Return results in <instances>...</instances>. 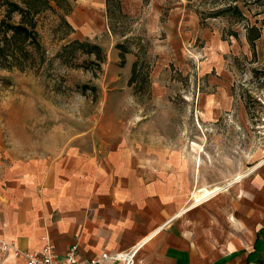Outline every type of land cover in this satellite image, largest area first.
Segmentation results:
<instances>
[{"label": "rangeland", "instance_id": "1", "mask_svg": "<svg viewBox=\"0 0 264 264\" xmlns=\"http://www.w3.org/2000/svg\"><path fill=\"white\" fill-rule=\"evenodd\" d=\"M77 1L51 0L32 40L0 0V160L176 153L189 203L205 186L264 203V0H110L90 21Z\"/></svg>", "mask_w": 264, "mask_h": 264}, {"label": "crops", "instance_id": "2", "mask_svg": "<svg viewBox=\"0 0 264 264\" xmlns=\"http://www.w3.org/2000/svg\"><path fill=\"white\" fill-rule=\"evenodd\" d=\"M104 5L78 0L74 16L90 21L85 9ZM187 166L176 153L146 158L74 146L53 157H6L0 160V238L29 251L52 243L60 255L76 245L81 260L143 242L136 264H264V203L251 190L252 197L232 200L223 190L191 205L201 187L189 203ZM238 224L246 228L243 236L218 234L219 227ZM0 264L26 263L9 253Z\"/></svg>", "mask_w": 264, "mask_h": 264}, {"label": "built area", "instance_id": "3", "mask_svg": "<svg viewBox=\"0 0 264 264\" xmlns=\"http://www.w3.org/2000/svg\"><path fill=\"white\" fill-rule=\"evenodd\" d=\"M143 242L135 244L128 250L114 253L103 251L101 255L81 260L78 247L73 245L64 255H60L52 243H47L42 249L36 251L24 250L15 241L0 238V257L5 258L9 253L17 257H24L26 264H102L110 260L121 264H136V256Z\"/></svg>", "mask_w": 264, "mask_h": 264}, {"label": "trees", "instance_id": "4", "mask_svg": "<svg viewBox=\"0 0 264 264\" xmlns=\"http://www.w3.org/2000/svg\"><path fill=\"white\" fill-rule=\"evenodd\" d=\"M7 6V12L10 14L14 11H18L21 14V20L17 24L10 25V28L16 30L17 32H23L28 34V38L33 39L32 36V28L35 26V21H33L34 15L38 12L44 11L48 7H51V0H22L21 2L12 1V0H4ZM58 3H61L62 0H55ZM107 3L110 0H106ZM109 4V3H108ZM32 27V28H31Z\"/></svg>", "mask_w": 264, "mask_h": 264}, {"label": "bare ground", "instance_id": "5", "mask_svg": "<svg viewBox=\"0 0 264 264\" xmlns=\"http://www.w3.org/2000/svg\"><path fill=\"white\" fill-rule=\"evenodd\" d=\"M242 177L239 176L237 177V179H240ZM236 180V179H235ZM233 183L232 181L229 182V185ZM226 188L223 187V186H215V187H212V188H209V187H201L199 188L196 192H195V196H194V199H195V202L192 203L191 205H195V204H198V203H201L207 199H210L212 198L213 196H215L216 194H218L219 192L225 190Z\"/></svg>", "mask_w": 264, "mask_h": 264}]
</instances>
